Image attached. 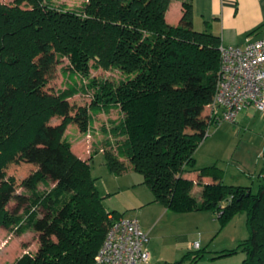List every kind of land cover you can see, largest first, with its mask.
Masks as SVG:
<instances>
[{
  "label": "trees",
  "instance_id": "16d2710c",
  "mask_svg": "<svg viewBox=\"0 0 264 264\" xmlns=\"http://www.w3.org/2000/svg\"><path fill=\"white\" fill-rule=\"evenodd\" d=\"M170 1L87 0L80 9L45 0L0 1V171L36 138L48 139L50 115H64L41 159L53 184L38 188L49 175L37 168L27 180L21 213L0 203V226L22 234L36 227L42 209L54 234L35 251L4 264H93L111 218L121 216L104 208L91 176L92 157L100 150L110 172L140 173L152 200L169 211L209 210L221 223L244 211L250 235L238 244L245 254L238 264H264V168L253 193L249 186L224 184L215 165L204 166L196 178L200 198L191 193L193 178L187 172L203 129L219 122L202 118L201 111L215 89L221 40L193 27L191 0L181 1L179 22L169 23ZM64 57L70 70L83 75L97 67L124 74L116 82L90 78L84 85L83 91L93 90L92 107H116L120 114L102 124V140L88 159L75 155L68 138H61L69 120L61 105L75 89L56 94L42 89L44 76ZM86 120L84 115L77 121L85 127ZM11 183L8 178L0 184V196ZM197 256L190 263H201Z\"/></svg>",
  "mask_w": 264,
  "mask_h": 264
},
{
  "label": "rangeland",
  "instance_id": "374dc122",
  "mask_svg": "<svg viewBox=\"0 0 264 264\" xmlns=\"http://www.w3.org/2000/svg\"><path fill=\"white\" fill-rule=\"evenodd\" d=\"M0 1L10 4L14 0ZM86 1L45 0L48 4L71 9H80ZM21 5L29 7L23 2ZM123 75L115 67L90 68L88 74L83 75L70 70L64 57L50 74L44 76L43 90L56 94L69 86L75 89L61 105L69 119L61 138H68L71 151L78 157L88 159L95 143L102 140V124L120 115L116 107L105 110L92 107L93 90L83 91L84 85L89 83L90 78L116 82ZM208 109L206 104L201 111L202 118L209 116ZM84 115L87 120L85 127H82L77 120ZM63 116L59 113L50 115L45 124L48 139L36 138L0 171V184L8 178L12 179L10 186L0 196V203L11 213H21L27 204V180L35 169H42L49 175L48 183L39 182L38 188L53 184V177L43 167L41 159L50 152L53 129L61 123ZM203 133L194 152L195 164L187 172L193 178L191 193L200 198L201 183L196 179L197 173L200 168L209 165L221 169L224 184L249 186L251 192L255 193L264 168V112L243 109L234 121L223 119L209 123ZM90 171L96 189L103 197L104 208L116 210L124 217L136 218L148 233L149 256L145 264H238L245 257L238 247L250 235L244 211L233 214L223 223L216 213L209 210L169 211L160 202L152 201L151 191L140 183V173L110 172L102 150L92 157ZM38 218L36 227L22 234L15 233L10 226H0V264L11 262L26 251H35L40 241L53 233L50 215L40 209ZM195 242L198 243L197 247L194 246ZM194 254H199L197 258L201 263H190Z\"/></svg>",
  "mask_w": 264,
  "mask_h": 264
},
{
  "label": "built area",
  "instance_id": "2783aa9c",
  "mask_svg": "<svg viewBox=\"0 0 264 264\" xmlns=\"http://www.w3.org/2000/svg\"><path fill=\"white\" fill-rule=\"evenodd\" d=\"M219 55L217 81L207 104L210 118L234 121L243 109L264 112V37H246L241 45L221 43ZM148 241L136 218L113 217L93 264L146 263Z\"/></svg>",
  "mask_w": 264,
  "mask_h": 264
},
{
  "label": "crops",
  "instance_id": "0c3cea01",
  "mask_svg": "<svg viewBox=\"0 0 264 264\" xmlns=\"http://www.w3.org/2000/svg\"><path fill=\"white\" fill-rule=\"evenodd\" d=\"M181 1H170L165 12L169 23L179 22L183 10ZM191 1L193 27L219 35L223 44L241 45L246 37H264V0Z\"/></svg>",
  "mask_w": 264,
  "mask_h": 264
}]
</instances>
